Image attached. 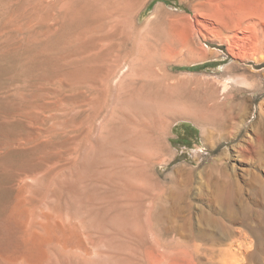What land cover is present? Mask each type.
<instances>
[{"label": "bare ground", "instance_id": "obj_1", "mask_svg": "<svg viewBox=\"0 0 264 264\" xmlns=\"http://www.w3.org/2000/svg\"><path fill=\"white\" fill-rule=\"evenodd\" d=\"M28 1L10 38L18 33L40 78L11 111L27 132L0 171V264H264L263 188L238 189L228 174L223 191L196 202L190 175L158 171L173 125L206 134L225 122L240 79L173 75L172 65L196 70L206 57L199 38L180 46L152 35L160 6L141 28L146 0ZM232 224L250 237L241 243Z\"/></svg>", "mask_w": 264, "mask_h": 264}, {"label": "rangeland", "instance_id": "obj_2", "mask_svg": "<svg viewBox=\"0 0 264 264\" xmlns=\"http://www.w3.org/2000/svg\"><path fill=\"white\" fill-rule=\"evenodd\" d=\"M146 1L138 21L141 28L146 27L160 6L165 11V21L150 25L152 35L161 42H178L180 46L199 38L198 52L206 57L201 61L206 66L202 64L196 70H190L187 64L172 65L173 75L185 74L188 83L197 77L201 82L209 79L216 84H222L228 77L238 78L243 83L231 88V98L224 107L226 120L209 126L207 140L204 129L193 122L179 121L173 125L167 140L168 163L159 165L158 171L179 179L190 175L189 187L194 193L192 200L196 202L199 198H208L217 189L223 191L228 186V174L235 176L236 182L232 184L238 189H264V0ZM28 3V0H0V171L12 167L9 162L19 157L17 150L9 151L8 144L27 132L19 121L10 124L11 111L20 104L22 94L28 96L35 91L40 78L39 63L35 56L28 59V51L18 42V33L12 34L15 43L10 38L12 18L18 15L16 23L25 22ZM228 35L232 36L230 40H224ZM31 50L36 52L35 48ZM185 58L190 60L191 55L188 53ZM209 61L215 62L209 64ZM12 98H16L15 105L10 102ZM232 226L241 243L245 242L242 233L250 237L249 229L239 224Z\"/></svg>", "mask_w": 264, "mask_h": 264}]
</instances>
